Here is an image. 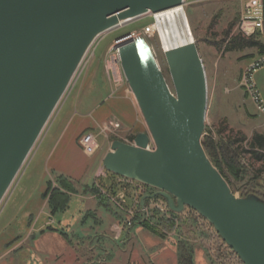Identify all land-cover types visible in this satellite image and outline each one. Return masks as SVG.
<instances>
[{"label":"water","instance_id":"95a60500","mask_svg":"<svg viewBox=\"0 0 264 264\" xmlns=\"http://www.w3.org/2000/svg\"><path fill=\"white\" fill-rule=\"evenodd\" d=\"M182 5L0 0V206L98 38ZM123 42L121 68L148 131L113 142L103 169L157 190L174 213H198L243 264H264V203L238 199L203 148L208 89L195 41L165 52L173 91L144 38Z\"/></svg>","mask_w":264,"mask_h":264},{"label":"rangeland","instance_id":"374dc122","mask_svg":"<svg viewBox=\"0 0 264 264\" xmlns=\"http://www.w3.org/2000/svg\"><path fill=\"white\" fill-rule=\"evenodd\" d=\"M241 7L240 0H200L184 8V13L207 77L208 108L202 143L210 135L216 141L221 138L226 142L239 141L238 145L246 150L255 134L264 135V116L257 112L239 86L244 67L257 59L252 58L257 49L226 53V44L221 51L215 46L216 43L221 44L228 31H231L229 38L238 35L235 19ZM153 15L103 34L90 49L0 206V264H98V259L93 258L89 251L99 239L112 245V235L115 234H111L110 227L118 222L115 210L108 211L94 195L84 193L86 187L105 172L101 165L102 156L111 151L112 143L122 141L130 144V137L146 133L148 129L123 71V83L115 86L108 80L105 63L115 42L136 33L152 48L157 64L173 91L162 42L157 36L145 35V29L154 21ZM214 18L216 23L211 29ZM182 24L180 20L177 23L166 21L163 28L165 32H173L175 25L181 28ZM255 81L264 99V67L255 74ZM109 122L119 123L121 128L103 134L102 129ZM224 129L227 131L220 137L218 132ZM85 132L98 135L100 149L92 157L84 154L79 143ZM240 163L247 175L240 183L230 178L231 190L238 199L256 196L264 203V189L260 187L264 185V164L253 161L247 155L240 159ZM59 177L66 178L76 194L65 212L53 216L43 195L48 183H52L53 189L58 187ZM111 177L108 173L102 181L109 185ZM247 193L253 195L243 197L242 194ZM179 220L178 233L182 239L195 249L202 247L207 252L206 261H202L198 253L195 254V264H242L234 253L229 252L213 226L196 212L186 208ZM40 229L44 230L43 235ZM134 230L137 231L136 228ZM140 230L147 239L160 241L144 229ZM60 233H64L67 239ZM138 239L142 242L143 238L139 236ZM208 240L213 241L218 253L210 254ZM162 241L174 246V253L162 258L161 264H179L174 238L169 236ZM134 245L132 251L136 248ZM98 254L104 257L105 253ZM142 264L158 263L148 255L147 262Z\"/></svg>","mask_w":264,"mask_h":264},{"label":"built area","instance_id":"2783aa9c","mask_svg":"<svg viewBox=\"0 0 264 264\" xmlns=\"http://www.w3.org/2000/svg\"><path fill=\"white\" fill-rule=\"evenodd\" d=\"M199 1L200 0H183V5L181 7L184 9L198 3ZM240 2L242 3V7L240 11V21L237 25L238 33L246 38H254L264 42V0H240ZM157 16V14L153 15L154 21L149 27L145 29V35L149 37L157 36L161 41L163 34L162 31L164 29L163 26L165 25L166 21H169V18L166 17L165 19V17ZM137 37L140 36H138L136 33L128 34L124 40L115 42L114 46L109 50L105 63V71L111 84L119 86L121 83H123L121 58L119 50L116 49V46L125 40L135 39ZM263 67L264 55L257 58L248 66L244 67L240 76L239 86L241 89H243L247 98L250 99V101L254 104L257 112L264 116V99L255 81V74ZM120 128L121 125L119 123L109 122L104 126V129H102V133L106 134L108 131L119 130ZM79 143L84 154L88 157H92L100 149L98 135H95L92 132H86L85 134L81 135ZM147 149L153 152L155 151V145L151 142ZM107 177L108 176L105 172L100 173L98 176V178ZM114 181V192L102 189V194L107 198L111 207L120 216V219L116 225L117 238H119L120 235L126 230L137 226L138 217H142L144 221L147 220L153 210L157 211L167 219H171V210L167 204V201L159 199L158 197H154V195L157 193V190L154 189V191H150L147 186L122 177H117ZM147 199L149 202L148 204H145V200ZM198 216L201 217L199 214ZM208 242V248L211 252L210 254L213 255L218 253L219 251L214 247L213 241L208 240ZM223 244L225 243L223 242ZM227 248L229 247L227 246Z\"/></svg>","mask_w":264,"mask_h":264},{"label":"trees","instance_id":"16d2710c","mask_svg":"<svg viewBox=\"0 0 264 264\" xmlns=\"http://www.w3.org/2000/svg\"><path fill=\"white\" fill-rule=\"evenodd\" d=\"M239 21H240V13L236 17L235 23L237 22L236 24L238 25ZM215 23H216V19L214 18L210 25L211 29ZM230 33L231 31L225 33V39L221 42L220 45L219 43L215 44V46L218 47L219 51H221L222 47L225 46L226 44L224 49L226 53L242 52L247 49H255V50L257 49L256 55L252 56V58H256V57L259 58L264 55L263 41H259L254 38H246L242 36L240 33H238V35H234L233 37L229 38ZM226 131H227L226 129L220 130L218 132V135L221 137ZM138 134L140 133H136L134 136L130 137V142H133ZM238 143L239 141H235V140L233 141L230 140L229 142H226L222 138L219 141H216L210 135H207V137L203 139V148L207 156L210 158L213 165L219 170V172L225 178V180L229 183V185L231 181L230 178L234 179L236 182L239 183L244 181L247 173L245 167L240 163V159L244 155L249 156L253 161L257 163L264 164V135L255 134L253 139L250 142H248L249 149L246 150L243 149V147H240ZM105 173L108 176L109 172L105 171ZM109 174L112 175L111 177L112 180L110 181L111 183L109 185H106L102 181V178H97V180H94L92 185L86 187L84 194L88 193L94 195V197L98 199L101 206H104L108 211H112L113 208L111 207L107 198L103 196L102 189L110 192H114V187H113V184L115 183L114 180L119 176H116L112 173ZM57 184L58 187L56 189H53L52 183L51 182L48 183L46 192L43 195V199L47 202V206L53 216L55 214L65 212L69 206L72 196L76 194L75 188L66 178L59 177L57 180ZM260 187L264 189V185H260ZM148 189L150 191L152 190L154 191V189L152 188L148 187ZM233 193L235 192L233 191ZM242 195L243 197H245L246 195H253V193H247ZM251 197H256V196H251ZM158 198L166 200L162 197H158ZM256 198L258 199V197ZM148 202H149L148 199L145 200V204H148ZM114 214L116 216V219L119 220L120 216L117 213ZM170 215H171V219H167L166 217L159 214L157 211L153 210L149 218L145 221L142 219V217H138L137 226L142 227L149 234L160 240H165L169 236H172L174 238L175 241L174 243L177 249L178 263L195 264L194 258H195L196 249L188 241L183 240L180 233H178L180 230L179 219L181 214H177L171 211ZM52 231L57 232L56 230H52ZM60 234L61 236L67 239V236L64 233H60ZM228 250L229 252H232L229 248Z\"/></svg>","mask_w":264,"mask_h":264},{"label":"crops","instance_id":"0c3cea01","mask_svg":"<svg viewBox=\"0 0 264 264\" xmlns=\"http://www.w3.org/2000/svg\"><path fill=\"white\" fill-rule=\"evenodd\" d=\"M108 153L109 151L106 152L102 156L101 165H103V160ZM116 225L117 224H114L110 227L111 234L112 233L115 234V235H112L114 236L112 245H107L106 244L107 241L103 239H99L97 241V244L94 246V248L89 251L93 258L96 257L98 259V264H142V262L144 263L147 262L148 255H150L154 260L156 259L158 264L159 263L161 264L160 261L162 258H164L165 256H168L170 253H174V248H173L174 246L172 247L171 245L167 244L166 242L162 240L153 241V240L147 239L148 237L146 235H142L143 230H140V229H143V228L140 226L134 227L136 228L137 233L134 232L135 230L134 228H132V229L126 230L120 235L119 238H117ZM39 231L42 232V235H43L44 230L40 229ZM139 236H142L143 238L142 242L138 239ZM133 243L135 244L134 246H136V248L132 251ZM95 249L97 251H95ZM99 252L105 253L103 255L104 257L98 254ZM197 253L200 259L204 261L206 258V253L202 247L196 249L195 254ZM79 254L81 255V252H79ZM80 259H83V258L81 257ZM77 261L78 263H80L79 260Z\"/></svg>","mask_w":264,"mask_h":264},{"label":"bare ground","instance_id":"6f19581e","mask_svg":"<svg viewBox=\"0 0 264 264\" xmlns=\"http://www.w3.org/2000/svg\"><path fill=\"white\" fill-rule=\"evenodd\" d=\"M157 15H158L157 17H165V19L166 17L169 18L170 22L177 23V21L180 20L183 23L181 28L178 27V25H175L173 32H165V30L163 29L161 42H162L164 51H171L176 48H181L185 46L186 44H189L192 41H195L192 35V32L189 28L187 18L184 13V9L182 7L172 8L164 12H160Z\"/></svg>","mask_w":264,"mask_h":264}]
</instances>
